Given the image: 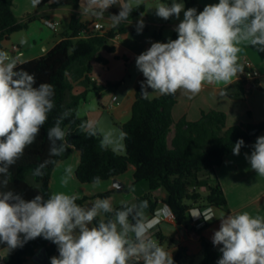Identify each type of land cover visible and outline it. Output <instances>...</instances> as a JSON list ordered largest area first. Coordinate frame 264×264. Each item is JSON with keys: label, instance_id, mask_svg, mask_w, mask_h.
I'll list each match as a JSON object with an SVG mask.
<instances>
[{"label": "clouds", "instance_id": "9594fccd", "mask_svg": "<svg viewBox=\"0 0 264 264\" xmlns=\"http://www.w3.org/2000/svg\"><path fill=\"white\" fill-rule=\"evenodd\" d=\"M39 0H33L38 3ZM142 0H85L83 12L103 17L113 5L118 14L110 15L115 27L127 21ZM155 14L168 20H180L174 31L176 39L153 42L151 47L136 57V66L145 80L141 94L148 99L153 93L174 95L177 91L199 94L205 85L233 83L243 71L239 64L241 45H251L264 52V0H219L205 5L202 11L185 10L183 2L159 3ZM144 27L137 21V33ZM151 88L152 92L148 89ZM55 89L48 83L36 84L34 74L18 69V60L0 51V243L11 251L23 247L37 237L51 241L58 248V256L51 264H174L172 254L151 235L161 218L173 215L164 205L151 218L145 216L149 207L146 200L136 203L122 202L114 208L111 197L97 198L90 206L77 203L76 195L57 192L45 196L37 194L31 199L9 188L10 168L32 145L41 128L55 108ZM70 115L63 112L47 129L49 159L34 170L33 176L42 177L54 157L68 149V133L62 124ZM80 129L88 136H101L100 148L123 150L127 133L118 136L98 127L94 120L82 121ZM245 145L239 139L232 147L239 155ZM245 159L257 175L264 176V136L257 137ZM72 175L65 169L62 182L66 185ZM93 183H101L94 177ZM193 218L203 216L205 221L217 218L212 209L192 210ZM99 218V219H98ZM220 227L212 236L214 246L222 254L217 264H264V218L248 212L221 214Z\"/></svg>", "mask_w": 264, "mask_h": 264}, {"label": "trees", "instance_id": "16d2710c", "mask_svg": "<svg viewBox=\"0 0 264 264\" xmlns=\"http://www.w3.org/2000/svg\"><path fill=\"white\" fill-rule=\"evenodd\" d=\"M160 1L168 4L166 0ZM182 1L185 10L195 8L197 12L202 11L198 0ZM79 2L80 0H58L51 3V0H39L34 13H28L18 19L13 13V0H0V48L13 33L26 30L30 23L36 20L46 19L41 15L45 9L64 6L76 10ZM144 12L145 4L141 3L139 8H134L127 21L90 35H86L87 23L81 21L78 13H73L68 32L58 43L44 55L18 63V69L22 68L35 75L37 86L40 83L54 86L55 108L49 113L48 121L41 128L35 142L25 149L23 156L10 168L12 175L10 189L22 193L27 199L37 194L47 198L52 194L49 181L53 169L74 149L79 154L74 177L80 184H91L94 177H99L101 181L116 178L132 166L134 168L132 184L147 183L149 192L138 196L135 203L148 201L149 207L145 209L148 217L154 215L159 204L168 205L173 212L171 216L174 227L185 230L192 210L203 212L215 208L227 213L222 187L217 178L211 177L210 174L223 163L226 156L233 153L232 147L237 140H244L245 145L241 148L244 150L250 146L251 140L257 133L264 132V119L227 127L225 115L210 110L202 112L197 121H187L185 118L173 121L171 110L175 104V94L153 93L148 99H144L141 94V82L145 80L144 77L138 81L134 89L129 119L118 125L120 131L127 133V138L123 141L124 154L111 149L102 150L101 136L90 137L79 127L82 121L87 120L78 116L76 110L85 99L90 87L92 86L99 97L106 87L109 89L117 85H92L89 78L92 60L104 62L97 53L101 49L112 52L113 47L109 46V42L117 35L127 33L128 22ZM154 37L159 39L157 36ZM172 38H177L176 32L172 34ZM238 62L243 66V71L237 74L236 81L221 88V92L230 99L242 101L254 91H261L262 88L258 77L247 76L251 69L242 61ZM74 82H79L84 87L82 93H72ZM148 91L152 92V89L149 88ZM65 111L70 113L62 124L68 133L66 139L69 147L62 156L53 158L56 163L49 164L44 169L42 177L33 176V170L44 160L49 159L47 129ZM171 129L173 135L168 143ZM252 130H257L256 134L250 135L249 132ZM199 188H205L207 192L205 204L202 206L198 205L201 198ZM159 189L166 193L165 198L161 200H157L151 194ZM110 194L111 192H106L97 197L106 198ZM89 200L87 197H78L77 203L85 206ZM120 206L121 204L114 208ZM201 218L202 221L198 226L191 227V230L199 235L201 248V258L196 264H217L222 254L219 246H214L212 240L202 236L201 233L208 223L203 216ZM155 235L161 245L167 240L159 233ZM6 248V244L0 243V252ZM41 248L45 249L48 259L52 254L58 253L54 243L43 237H37L25 243L23 247L16 248L12 254L0 257V264H23ZM172 257L174 264L193 263V258L186 255V249L183 247L179 248ZM46 264L51 263L48 260Z\"/></svg>", "mask_w": 264, "mask_h": 264}, {"label": "crops", "instance_id": "0c3cea01", "mask_svg": "<svg viewBox=\"0 0 264 264\" xmlns=\"http://www.w3.org/2000/svg\"><path fill=\"white\" fill-rule=\"evenodd\" d=\"M56 1L58 0H51V3ZM198 1L202 10L205 5L219 2V0ZM166 2L171 4V0H166ZM36 4L37 3H33V0H13V13L18 19H21L28 13H34L37 8ZM84 4L85 0H80L79 7L76 10L64 6L49 7L45 9L41 12V15L45 16L46 19L36 20L30 23L26 30L13 33L8 41L2 43L0 51L7 52L10 57L17 59L18 63L30 61L44 55L68 32V25L73 13H78L81 21L87 23V25L93 22H99L104 26L105 30L113 27L109 16L118 14L120 9L117 5L111 6L104 13L103 17H95L84 14ZM141 18L144 21V27L142 32L138 34L137 21ZM45 21L52 23L54 28L46 25ZM179 22H175L172 18L158 21L156 17L146 13L130 20L128 22L129 30L127 33L117 35L109 42V46L113 47V51L109 52L108 50L101 49L97 53V55L102 58L104 62H98L96 59L92 60V70L89 75L92 84L106 86L107 84H117L120 81L123 82V76L127 73V69L126 71L124 70L123 73L120 69L122 65L125 67L123 64L125 63L124 61H127V63L129 62L128 64H133L136 62V57L138 55L147 51L151 47V43L167 42L168 39L163 33L165 29L169 30V38L173 39L172 34L175 32L174 28ZM154 28H157L160 31H157ZM122 36L125 37L124 40L121 39ZM154 36H157L159 39H156ZM14 46H16L17 50L13 49ZM240 47L241 51L238 54L239 60H247L250 62L252 68L258 73V78H262L260 86L264 89V52L258 51L257 48L251 45H241ZM142 78H144L143 74L140 71L137 72L133 82L127 89L126 95L120 101H117L116 98V102H112V98L110 101L108 98L104 102V100L100 98V104L103 110L97 111L98 115L96 119H91L88 116L86 117V120L97 121L99 128H102L101 126H103L105 131H111L104 124L101 125L102 116L105 113L104 109L108 110L109 107L112 117L119 125L126 122L130 117V109L134 100V89L137 86L138 81ZM237 78V76L234 77L233 82L236 81ZM223 87L225 86L205 85L199 94L192 96L191 98H189L190 94L183 92V90L177 91L174 96L175 104L171 110L173 121H177L181 118H185L187 121H197L202 112H208L210 110L222 112L225 115V123L227 127L259 122L264 119L263 92L254 91L251 95L247 96L245 100L237 101L223 95L221 92V88ZM83 91L84 87L79 82L73 83V94H80ZM172 135L173 129H171V132L168 135V143H170ZM260 136H264V132L257 133L251 140L250 146L241 150L239 155H234L232 153L226 156L223 163L219 167H216L214 172L210 174L211 177L217 178L222 187L227 203V213L220 209L211 208L217 218L207 221L208 225L201 233L206 239L212 240L214 232L219 229L220 220L218 218L221 214L248 212L252 216H260L261 218H264V176L257 175V173L251 169L249 162L245 159V153H251L253 150L252 145L255 143L257 137ZM64 163L65 162L62 161L59 162L52 171L49 181L51 191L55 183V175L60 169H63ZM73 165L74 161L69 167L72 169ZM77 165V160H75L74 167ZM126 173H129L130 177L121 175L107 180L105 184H103L105 186H103L105 190L111 192L113 196L130 192V187L133 186L134 168L130 166ZM138 185L141 187V194L149 192L143 183ZM151 194L157 200H161L166 196L165 191L162 189L154 191ZM139 195V193L134 194L129 202L135 203ZM121 200H123V198H121ZM186 203L190 204V202ZM163 206L164 205L159 204L156 211ZM145 216L148 217L146 214ZM201 221V216L199 218H193L190 215V219L187 221L186 229L184 230L183 228L174 227L172 218H161L160 222L150 234L154 235L153 238L156 240V233L166 237L167 240L162 243V246L172 255L179 248H185L186 255L193 258L192 264H196L201 258V248L199 235L195 234L194 231L191 230V227L198 226ZM167 244H169L170 247H167ZM56 250L58 251L57 245ZM10 252H7V254ZM55 255L58 256L59 254H52L49 256V260H51V257ZM4 256L7 255H3L0 252V257ZM23 264L36 263L32 260V258H27Z\"/></svg>", "mask_w": 264, "mask_h": 264}, {"label": "rangeland", "instance_id": "374dc122", "mask_svg": "<svg viewBox=\"0 0 264 264\" xmlns=\"http://www.w3.org/2000/svg\"><path fill=\"white\" fill-rule=\"evenodd\" d=\"M133 2H135V0H133ZM177 2H182V0H177ZM142 3L145 4V12L144 13L156 17L158 19V21H162V18L158 17L155 14V9H154L157 4L162 3V2H160L158 0H142ZM171 3H172V0H171ZM171 18L175 22H179L180 20L183 19V12L180 15V20H177L175 17H171ZM154 29H156L157 31H160L157 28H154ZM163 33L166 36V38L169 39V35H170L169 30L165 29ZM124 38L125 37H123V36L121 37L122 40H124ZM109 58H111V57H109ZM124 62L125 63H123V64L125 65V67H123V65H122V67L120 69L122 73L124 70L126 71V69H127V73L125 74V76H123L124 77L123 82L120 81L119 83H117V85L112 86L109 89L106 87V89L100 93L99 97L97 96V92L95 90H93L92 86H91L90 87L91 89L87 92L85 99L83 101H81V103L79 104V106L76 110V114L78 116L85 117V118L89 116V118H91V119H94V118L96 119L97 115H98L97 111L103 110V108L100 104L101 103L100 98H102L105 102L108 98L110 101L111 98L115 95L117 98V101H120L126 95L127 89L130 87L136 73L139 72V70L136 66V62L133 64H128L129 62L127 63V61H124ZM261 79L262 78L259 79L260 85H261ZM92 85H94V84H92ZM260 92H263L262 94H264V89H262ZM237 101H239V100H237ZM104 110H105L104 111L105 113L102 116V120H101L102 124L101 125L104 124L105 126H107L108 129H110L113 132L114 135L118 136V134L120 132V129L118 127L119 124L112 117V114L109 110V107H108V110H106V109H104ZM101 127H102V129L105 130V128L103 126H101ZM116 152H118V151H116ZM118 153L124 154V147H123V150L119 151ZM75 160H77V163H78V153L76 150L72 149L70 155L65 160L62 161V162H65L63 165L64 166L63 169H60L58 171V173L55 175V179H54L55 183H54V186L52 187V194L57 193V192H64V193L69 194V195H76L79 198L80 197H87L90 200L86 202L85 206H90L92 204V202L95 201V199L99 198L97 196H99L100 194L109 192V191L105 190V188H104L105 186L103 185V184H105L106 181H101V183L98 185H96L94 183L80 184L79 182H77L75 177H74V170L76 168V166L74 167ZM73 161H74V165L72 168V175L69 177L68 183L65 185L62 182V177L65 175V169L68 168L70 166V164L73 163ZM123 176L130 177L129 173H126V172L123 174ZM30 180L31 179L29 178V181ZM142 183L147 187L146 182H142ZM147 190H148V187H147ZM198 191L201 194V198L198 202V205L202 206L205 204V195L207 192H206L205 188H199ZM136 193H139L140 195H142L141 194V187L138 184L131 186L130 192H128V193H124V194L122 193V194L114 195V196L111 193L109 195V197H111L113 207H115V206L120 205L124 201L129 202L131 197ZM121 198H123V200H121ZM166 246L170 247L169 244H167ZM14 251H15V249L11 250V252H10L6 248V250L1 251V254H3V255L6 254L8 256V255L12 254ZM7 252H10V253L7 254ZM48 260H47V262H48ZM50 261L51 260H49V262ZM43 264H46V259H44V258H43Z\"/></svg>", "mask_w": 264, "mask_h": 264}, {"label": "built area", "instance_id": "2783aa9c", "mask_svg": "<svg viewBox=\"0 0 264 264\" xmlns=\"http://www.w3.org/2000/svg\"><path fill=\"white\" fill-rule=\"evenodd\" d=\"M45 24L48 25L51 28H54L53 24L48 22V21H45ZM102 30H104V26L101 23L93 22V23L87 25L86 35H90V34L96 32V31H102ZM13 49L17 50L16 46H14ZM242 62L244 63V65L246 67L251 69V72L247 74L248 77H258V73L252 68V66H251L249 61L244 60ZM112 102H116V97L115 96L112 97ZM169 217L172 218V216H169Z\"/></svg>", "mask_w": 264, "mask_h": 264}, {"label": "water", "instance_id": "95a60500", "mask_svg": "<svg viewBox=\"0 0 264 264\" xmlns=\"http://www.w3.org/2000/svg\"><path fill=\"white\" fill-rule=\"evenodd\" d=\"M256 132H257V130H252L249 132V134L254 135V134H256ZM31 258L37 264H43V258L46 259V263L48 260V257L46 255L44 248H41L40 250H38Z\"/></svg>", "mask_w": 264, "mask_h": 264}]
</instances>
